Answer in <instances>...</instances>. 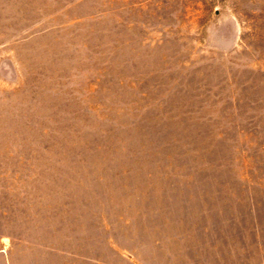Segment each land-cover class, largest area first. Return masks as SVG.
<instances>
[{"label": "rangeland", "instance_id": "obj_1", "mask_svg": "<svg viewBox=\"0 0 264 264\" xmlns=\"http://www.w3.org/2000/svg\"><path fill=\"white\" fill-rule=\"evenodd\" d=\"M0 264H264V0H0Z\"/></svg>", "mask_w": 264, "mask_h": 264}]
</instances>
